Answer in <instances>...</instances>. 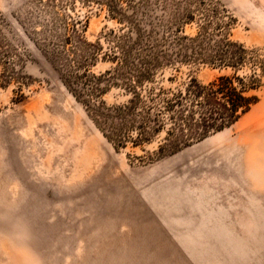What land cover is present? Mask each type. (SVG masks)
<instances>
[{
    "label": "rangeland",
    "instance_id": "374dc122",
    "mask_svg": "<svg viewBox=\"0 0 264 264\" xmlns=\"http://www.w3.org/2000/svg\"><path fill=\"white\" fill-rule=\"evenodd\" d=\"M42 1L0 0V45L15 73L0 78V264H264V86L235 123L177 151L157 152L163 132L116 147L39 45L35 32L49 18ZM105 3L181 47L157 79L165 89L231 72L190 58L189 39L205 30L264 63V0H53L101 45L94 74L111 65L101 60L105 35L127 27ZM101 99L128 95L113 86Z\"/></svg>",
    "mask_w": 264,
    "mask_h": 264
},
{
    "label": "trees",
    "instance_id": "16d2710c",
    "mask_svg": "<svg viewBox=\"0 0 264 264\" xmlns=\"http://www.w3.org/2000/svg\"><path fill=\"white\" fill-rule=\"evenodd\" d=\"M46 1L42 3L49 11V18L35 32L38 43L58 71L63 85L116 147L150 143L163 132L167 143L158 145L157 152L172 153L229 127L258 102L251 91L264 86V63L254 51L226 38L208 37L206 30L189 39L190 58L231 72L207 84L190 79L182 89L163 88L157 79L166 67L177 61L181 47L175 51L176 43L154 38L153 29L142 32L133 18L109 3L104 6L110 18L125 22L127 27L105 35L111 47L101 60L111 65L94 74L90 69L103 51L101 45L87 42L82 35L81 21L67 24L65 18L53 11V0ZM2 47L1 44L3 73L0 78L9 83L15 73L8 71L10 55ZM247 65L250 73L239 75ZM113 86L127 93L125 102L107 105L101 99Z\"/></svg>",
    "mask_w": 264,
    "mask_h": 264
},
{
    "label": "bare ground",
    "instance_id": "6f19581e",
    "mask_svg": "<svg viewBox=\"0 0 264 264\" xmlns=\"http://www.w3.org/2000/svg\"><path fill=\"white\" fill-rule=\"evenodd\" d=\"M58 118H56L55 120H54V123H56V120H57ZM59 124V129H58V131L60 132V134H63V133H65V134H68V128H69V124L68 125H65V124H61V123H58ZM80 140H78L75 144H76V146H81V142H79Z\"/></svg>",
    "mask_w": 264,
    "mask_h": 264
}]
</instances>
